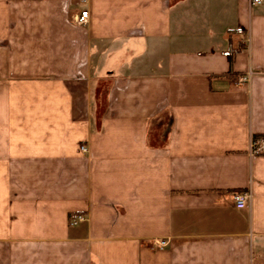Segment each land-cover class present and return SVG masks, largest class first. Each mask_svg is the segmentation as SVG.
I'll list each match as a JSON object with an SVG mask.
<instances>
[{
	"label": "crops",
	"instance_id": "obj_1",
	"mask_svg": "<svg viewBox=\"0 0 264 264\" xmlns=\"http://www.w3.org/2000/svg\"><path fill=\"white\" fill-rule=\"evenodd\" d=\"M263 137L264 0H0V264H264Z\"/></svg>",
	"mask_w": 264,
	"mask_h": 264
},
{
	"label": "built area",
	"instance_id": "obj_2",
	"mask_svg": "<svg viewBox=\"0 0 264 264\" xmlns=\"http://www.w3.org/2000/svg\"><path fill=\"white\" fill-rule=\"evenodd\" d=\"M262 0H248L249 5H259ZM88 17L86 9L80 10L79 14L74 17V22L78 25H84ZM246 80L245 77L241 81ZM80 150L84 151V147L80 146ZM247 153L249 156L264 154V137L256 140H250L248 144ZM232 203L236 208L246 206L249 198L248 191H234L231 194ZM84 221V216L81 213H72L68 217L69 224H77ZM159 244H163L164 240H159Z\"/></svg>",
	"mask_w": 264,
	"mask_h": 264
},
{
	"label": "trees",
	"instance_id": "obj_3",
	"mask_svg": "<svg viewBox=\"0 0 264 264\" xmlns=\"http://www.w3.org/2000/svg\"><path fill=\"white\" fill-rule=\"evenodd\" d=\"M233 53V52H232ZM229 61L231 62L232 61V55L230 54V57H229Z\"/></svg>",
	"mask_w": 264,
	"mask_h": 264
}]
</instances>
